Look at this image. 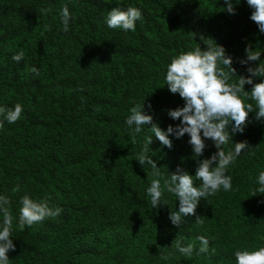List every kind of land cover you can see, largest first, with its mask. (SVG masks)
<instances>
[{
  "label": "trees",
  "instance_id": "trees-1",
  "mask_svg": "<svg viewBox=\"0 0 264 264\" xmlns=\"http://www.w3.org/2000/svg\"><path fill=\"white\" fill-rule=\"evenodd\" d=\"M231 2L235 14L225 0H0V106H23L15 123L0 128V195L9 198L16 218L9 264H236V250L264 246V194L255 191L264 171V120L255 111L244 132L232 137L249 145L227 171L232 190L201 199L180 227L169 219L179 210L178 197L165 191L153 207L147 188L155 177L136 159L151 124L135 143L126 124L129 109L143 102L163 130L180 123L168 110L184 101L168 90L165 77L182 52L216 43L245 77L248 67L264 61L253 9L246 0ZM129 6L142 11L135 31L109 28V11ZM247 46L261 52L260 61L239 63ZM21 51L23 59L14 61ZM170 138L171 149L155 137L148 148L164 178L177 167L194 176L197 160L217 151L206 140L203 156L195 157L187 134ZM232 142L226 147L234 148ZM16 185L20 191L13 193ZM25 194L62 213L18 230ZM196 216L204 217L202 225ZM177 236L184 245L195 243L190 257L172 246ZM199 236L209 240L206 253H199Z\"/></svg>",
  "mask_w": 264,
  "mask_h": 264
},
{
  "label": "clouds",
  "instance_id": "clouds-1",
  "mask_svg": "<svg viewBox=\"0 0 264 264\" xmlns=\"http://www.w3.org/2000/svg\"><path fill=\"white\" fill-rule=\"evenodd\" d=\"M248 6L253 9L250 19L254 21L261 33H264V0H246ZM226 11L235 14L231 0H225ZM48 11V10H42ZM63 30H69L70 13L67 7L61 10ZM142 19V11L135 6H129L126 10L119 7L112 8L107 16L106 24L109 28H120L125 31H135L136 22ZM246 59L239 63L247 64L249 61H260L261 52L253 51L251 46L245 48ZM24 57L21 51L12 59L20 62ZM233 59L226 55L223 46L207 45L206 50L196 47L194 50L182 52L173 57L167 65L166 86L172 94H179L184 101L183 107L168 110L172 120L180 123L173 127L169 125L163 130L153 123V116L145 111V104H135L129 109L126 124L129 126L133 143L136 142L137 134H140L144 126L151 124L148 129L152 135L144 137V152L136 158L141 166L145 164L151 167L150 187L147 193L151 198V205L159 207L165 191L175 194L179 200V210L171 211L169 219L173 225L180 227L183 219L195 216L196 209L201 199L217 194L221 189L232 190V177L227 174L231 165L241 155L242 150L249 148L247 141L232 142V137L237 133H243L249 123V114L255 111L256 120H264V61L257 67H248L249 75H236V69L232 66ZM31 72L39 75L35 66ZM237 77L238 79H234ZM253 77L262 78V82L254 83ZM252 85L251 91L245 90V85ZM255 102V109L253 103ZM148 107H151L148 105ZM23 112V106L17 103L12 108L0 106V128L4 122L15 123ZM187 134L188 143L192 147L195 157L203 156L207 147L206 140H211L217 149L210 158L198 159L195 175H190L182 168L177 167L176 172L163 177L157 163L148 156V148L153 142V137L161 145L171 149L173 140L182 138ZM234 148L226 147L229 142ZM215 165V166H213ZM163 180V183L161 182ZM199 181V186H195ZM257 182L259 187L255 190L264 194V171H260ZM20 191V186L13 187L12 192ZM255 196V193L253 194ZM18 223L16 227L23 231L26 226L43 222L47 218H55L62 213L60 207H50L48 200H34L28 194L20 200ZM0 264H9L6 255L9 250L15 251L12 232L16 218L13 216L8 197L0 195ZM195 223L202 225L204 217L196 216ZM199 253L208 252L209 240L205 236H199ZM182 239L177 236L172 246L176 247L183 255L191 256L195 249V243L184 245ZM236 264H264V246L254 250L241 248L234 252ZM162 259H168L162 256Z\"/></svg>",
  "mask_w": 264,
  "mask_h": 264
},
{
  "label": "rangeland",
  "instance_id": "rangeland-1",
  "mask_svg": "<svg viewBox=\"0 0 264 264\" xmlns=\"http://www.w3.org/2000/svg\"><path fill=\"white\" fill-rule=\"evenodd\" d=\"M259 41L261 43V45L263 46V49H264V33H261L260 32V38H259ZM260 62L257 63V66L259 65Z\"/></svg>",
  "mask_w": 264,
  "mask_h": 264
}]
</instances>
